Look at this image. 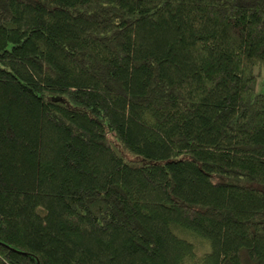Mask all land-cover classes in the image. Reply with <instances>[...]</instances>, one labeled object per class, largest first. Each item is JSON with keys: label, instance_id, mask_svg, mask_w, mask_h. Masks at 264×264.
<instances>
[{"label": "trees", "instance_id": "obj_1", "mask_svg": "<svg viewBox=\"0 0 264 264\" xmlns=\"http://www.w3.org/2000/svg\"><path fill=\"white\" fill-rule=\"evenodd\" d=\"M264 0H0V264H264Z\"/></svg>", "mask_w": 264, "mask_h": 264}, {"label": "rangeland", "instance_id": "obj_2", "mask_svg": "<svg viewBox=\"0 0 264 264\" xmlns=\"http://www.w3.org/2000/svg\"><path fill=\"white\" fill-rule=\"evenodd\" d=\"M253 73L256 77V91L264 92V68L254 66Z\"/></svg>", "mask_w": 264, "mask_h": 264}]
</instances>
